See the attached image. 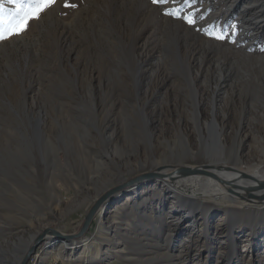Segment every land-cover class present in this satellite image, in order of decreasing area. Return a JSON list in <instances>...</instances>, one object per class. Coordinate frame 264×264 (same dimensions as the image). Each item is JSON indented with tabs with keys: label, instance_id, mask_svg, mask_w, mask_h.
Wrapping results in <instances>:
<instances>
[{
	"label": "rangeland",
	"instance_id": "1",
	"mask_svg": "<svg viewBox=\"0 0 264 264\" xmlns=\"http://www.w3.org/2000/svg\"><path fill=\"white\" fill-rule=\"evenodd\" d=\"M180 7L55 0L0 42V264L47 228L78 232L158 166H236L240 146L264 169V0H197L179 13L194 26L164 14ZM175 195L158 177L126 187L86 235L48 236L27 264H264L262 204L225 214Z\"/></svg>",
	"mask_w": 264,
	"mask_h": 264
},
{
	"label": "bare ground",
	"instance_id": "2",
	"mask_svg": "<svg viewBox=\"0 0 264 264\" xmlns=\"http://www.w3.org/2000/svg\"><path fill=\"white\" fill-rule=\"evenodd\" d=\"M241 151L240 146L235 149L234 154L238 155V159L235 161L236 166L230 167L222 162L215 161L214 163L200 165L204 173L199 172L194 174L180 172L178 169L182 167V165L158 166L156 169H151L148 174L152 172L157 173L159 175V182L163 186L171 188L180 201L183 198L194 200L197 201L199 205H207L208 208L214 210L219 209L227 214L232 209V206H246L244 202L246 200L239 197L240 194L244 193L243 189L245 187L248 185H257L261 183V181H264V169L262 168V164L256 163L253 166L242 165L243 158L241 156ZM230 188H233L236 193L232 192L231 194L228 191ZM252 193L260 194L262 192L252 191ZM262 205V208H264V203ZM103 211L104 209L100 211L99 217L101 219L103 218ZM79 243L86 245L85 241ZM69 247L71 248V244L69 245L64 241L60 250ZM74 247L76 246H72V248ZM59 254L61 253H58V255Z\"/></svg>",
	"mask_w": 264,
	"mask_h": 264
},
{
	"label": "snow or ice",
	"instance_id": "3",
	"mask_svg": "<svg viewBox=\"0 0 264 264\" xmlns=\"http://www.w3.org/2000/svg\"><path fill=\"white\" fill-rule=\"evenodd\" d=\"M9 2L16 7L9 11L6 16L4 14V5L3 3H0V42L10 38L12 35L23 34V32L27 30V23L29 19L38 18V14L46 10L49 5L54 4L55 0H9ZM179 2L181 4L179 9L165 11L164 14L178 19L183 18L186 23L194 26L197 20L201 17L197 16L195 12L187 13L183 17H181L179 13H183L185 11V7L194 6L197 3V0H179ZM152 3L166 5L169 3V0H152ZM202 31L214 39H230L232 42H235V26H233V32L231 35L224 31H217L215 26L211 30L203 29Z\"/></svg>",
	"mask_w": 264,
	"mask_h": 264
},
{
	"label": "water",
	"instance_id": "4",
	"mask_svg": "<svg viewBox=\"0 0 264 264\" xmlns=\"http://www.w3.org/2000/svg\"><path fill=\"white\" fill-rule=\"evenodd\" d=\"M178 170L185 174H188V173L194 174V173H199V172L204 173V171L200 167L199 168L187 167L184 165H182V167H180ZM158 176L159 175L157 173H153V172L149 174L147 173V174L139 175L137 177H134V179L126 183H123L117 188L111 189L106 194L102 195V197L99 200H97L96 203L92 206V208L87 212L84 223L78 232L64 234L55 228L54 229L47 228L46 230L43 231V233L38 235V238L36 239L35 243L31 246V248L24 255L22 264H26L28 260L31 259V257L35 253L34 251L36 250L38 244L41 241L45 240L48 236L52 238L56 237L61 240H67V241H70L71 239H74V238L83 237L84 235H86V231L91 226L92 221L94 220V217L97 214L99 208L102 207V205L106 202L107 199L113 198L115 194L118 193V191L123 190L126 187H132V186L134 187V185H136L137 183H141L142 181H145V180L149 181L150 179L154 177H158ZM229 191L235 192L233 188H230ZM243 191L244 193L239 195V197H242V199L246 201L249 200L250 202H254V203H260V204L264 203V181H261V183H258L257 185H248L247 187L243 189ZM252 191H261L262 193L255 194V193H252Z\"/></svg>",
	"mask_w": 264,
	"mask_h": 264
}]
</instances>
